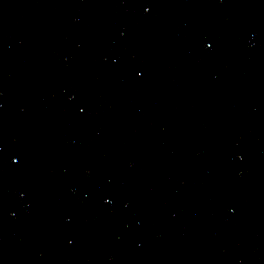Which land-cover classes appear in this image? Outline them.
I'll return each mask as SVG.
<instances>
[{
  "label": "water",
  "instance_id": "water-1",
  "mask_svg": "<svg viewBox=\"0 0 264 264\" xmlns=\"http://www.w3.org/2000/svg\"><path fill=\"white\" fill-rule=\"evenodd\" d=\"M0 264H264V0H90L29 53Z\"/></svg>",
  "mask_w": 264,
  "mask_h": 264
}]
</instances>
